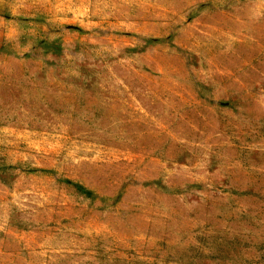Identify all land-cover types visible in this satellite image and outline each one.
I'll use <instances>...</instances> for the list:
<instances>
[{"label":"rangeland","instance_id":"374dc122","mask_svg":"<svg viewBox=\"0 0 264 264\" xmlns=\"http://www.w3.org/2000/svg\"><path fill=\"white\" fill-rule=\"evenodd\" d=\"M0 264H264V0H5Z\"/></svg>","mask_w":264,"mask_h":264},{"label":"crops","instance_id":"0c3cea01","mask_svg":"<svg viewBox=\"0 0 264 264\" xmlns=\"http://www.w3.org/2000/svg\"><path fill=\"white\" fill-rule=\"evenodd\" d=\"M5 0H0V50H2L3 42L6 39V31L3 28V18L1 15V5L4 3Z\"/></svg>","mask_w":264,"mask_h":264}]
</instances>
